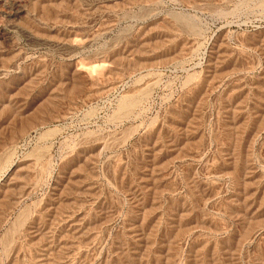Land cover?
Listing matches in <instances>:
<instances>
[{
  "label": "rangeland",
  "instance_id": "rangeland-1",
  "mask_svg": "<svg viewBox=\"0 0 264 264\" xmlns=\"http://www.w3.org/2000/svg\"><path fill=\"white\" fill-rule=\"evenodd\" d=\"M0 264H264V0H0Z\"/></svg>",
  "mask_w": 264,
  "mask_h": 264
}]
</instances>
